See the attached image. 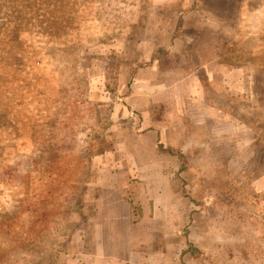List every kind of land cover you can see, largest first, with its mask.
Returning <instances> with one entry per match:
<instances>
[{
    "label": "rangeland",
    "instance_id": "1",
    "mask_svg": "<svg viewBox=\"0 0 264 264\" xmlns=\"http://www.w3.org/2000/svg\"><path fill=\"white\" fill-rule=\"evenodd\" d=\"M0 264H264V0H0Z\"/></svg>",
    "mask_w": 264,
    "mask_h": 264
}]
</instances>
